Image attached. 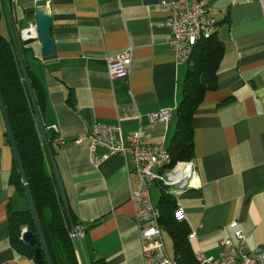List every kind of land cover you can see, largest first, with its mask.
<instances>
[{
  "label": "crops",
  "instance_id": "0c3cea01",
  "mask_svg": "<svg viewBox=\"0 0 264 264\" xmlns=\"http://www.w3.org/2000/svg\"><path fill=\"white\" fill-rule=\"evenodd\" d=\"M160 1L10 0L21 30L35 22L32 11L38 8L52 18L55 54L43 57L36 41L26 63L45 91L40 113L45 128L55 129L47 139L71 216L85 229L80 244L87 264H144L131 200L132 164L114 155L95 165L94 156L106 149L98 146L92 155L87 131L96 123L116 125L125 139L140 132L145 144L170 145L188 63L177 64L167 44ZM206 1L224 56L217 88L206 93L192 119L191 161L199 184L174 197L191 230L193 251L216 257L221 242L235 240L237 231L249 250L264 247V0ZM2 32L11 36L6 16ZM127 49L129 78L112 81L108 61ZM164 109H173L170 122L150 119ZM6 133L0 115V264H36L10 241L12 214L26 211L28 203L13 180L15 157ZM59 138L67 142L63 148L55 145ZM154 188L160 190L158 205L163 187L153 185L151 198Z\"/></svg>",
  "mask_w": 264,
  "mask_h": 264
},
{
  "label": "trees",
  "instance_id": "16d2710c",
  "mask_svg": "<svg viewBox=\"0 0 264 264\" xmlns=\"http://www.w3.org/2000/svg\"><path fill=\"white\" fill-rule=\"evenodd\" d=\"M8 4L10 5V0H8ZM25 18L27 20L32 18L31 11L26 12ZM4 19L3 0H0V93L40 215L51 259L53 264H81L74 240L71 238L70 223L63 207L56 180L46 170L45 151L17 52L11 36L7 37L2 32ZM15 28L19 38L21 29L16 26ZM215 33L210 39L198 42L188 62L182 100L176 112V130L168 146L173 164L180 161H191L194 158L192 119L202 104L206 93L215 90L218 85L217 74L224 56V47L222 42L216 38ZM20 44L29 81L41 111L45 106V91L37 76L26 63V57L31 53L30 45H24L22 42ZM6 135L8 136L7 133ZM13 180L25 197L16 160ZM157 206L160 210L162 234L167 232L172 238L174 258H178L179 264H197L196 253L190 245L191 230L189 225L186 220L176 218L179 206L174 195L162 188ZM72 220L77 226L73 215ZM23 228L30 229L38 240L29 208L26 211L12 214L9 224L10 241L18 253L34 260V250L30 249L22 240L21 231ZM38 247H41L39 241ZM45 264H47L46 261ZM92 264H102V262L94 261Z\"/></svg>",
  "mask_w": 264,
  "mask_h": 264
},
{
  "label": "built area",
  "instance_id": "2783aa9c",
  "mask_svg": "<svg viewBox=\"0 0 264 264\" xmlns=\"http://www.w3.org/2000/svg\"><path fill=\"white\" fill-rule=\"evenodd\" d=\"M164 15L163 27L170 32L168 46L177 64L188 63L195 46L201 40L210 39L217 22L209 15L206 0H161L158 4ZM29 39L38 41L35 22H31L20 31L19 41ZM132 63V50L127 49L108 61V74L112 81L128 80ZM173 109H164L151 115L153 121L170 122ZM89 151L96 155L97 147L103 146L106 152L96 155L93 163L99 165L114 155H121L132 164V177L135 187L131 200L135 207V219L139 229L144 264H179L178 258L169 256L163 240L160 226V210L151 198L150 189L159 185L174 196L195 188L199 183V174L193 161H180L173 164L172 156L163 143L145 144L142 135L137 132L127 139L121 128L116 125L96 123L87 131ZM80 137L78 142H81ZM66 141L59 138L55 145L63 148ZM170 189V191H168ZM178 220H185L180 209L176 213ZM26 228H23L24 232ZM76 233L71 238L84 237L85 229L75 226ZM197 264H264V247L249 250L246 236L242 231L235 233V240H223L218 256L205 257L196 254Z\"/></svg>",
  "mask_w": 264,
  "mask_h": 264
},
{
  "label": "water",
  "instance_id": "95a60500",
  "mask_svg": "<svg viewBox=\"0 0 264 264\" xmlns=\"http://www.w3.org/2000/svg\"><path fill=\"white\" fill-rule=\"evenodd\" d=\"M3 5H4L5 16L7 19L8 26H9L11 38H12V41H13L15 50L17 52L22 71H23V75H24V79H25V82H26V85H27V88L29 91L31 103L34 107L36 122L38 124L39 130L41 133V139H42V141L46 147V151H47L49 161H50V164L52 167L53 176L56 180V184H57L59 194H60V197H61V200L63 203V207H64V210L66 212L68 221L70 223L71 231L73 234H75L76 233L75 225H74L73 220H72L68 199H67V196H66V193L64 190V186H63L60 174H59L57 166H56V162H55L53 153L51 151V148H50V145H49V142L47 139V136H51V135L55 134V129L52 127H49L46 129L44 124H43L41 113H40V110H39L37 102H36L35 94H34L33 88H32L30 81H29L25 60L23 58L22 51H21V44H20L19 38L17 36L16 28L14 26V22H13L12 15L10 12L8 0H3ZM32 13L35 15V19H36L35 22L37 25L38 43H39L41 55L43 57L52 56L56 52L55 42H54L53 38L50 36V30L52 27V18L46 12V10L44 8H38V9L32 11ZM35 42H36V40L29 39V40L24 41L22 43L24 45H30V44H33ZM0 112H1L4 124H5V127H6V132L8 134L11 147L13 149L14 157H15V160L17 162V166H18V169L20 172L21 180L23 183L24 191H25V197H26V200L28 203V208L32 214L34 224L36 227V231H37V235H38V240H37L35 234L30 229L26 228V230L24 232L21 231L22 240L30 247V249L34 250V254H35L34 261L36 264H45V261L47 264H53L52 259H51V255H50V251H49V247H48L46 237L44 234L42 222L40 219V215L38 213L36 203L34 201V198H33V195H32L28 180H27V176H26V173L24 170V166L22 164L21 157H20V154L18 152V148H17L16 142H15V138H14L11 126H10L8 114H7V111L5 109V105H4L1 93H0ZM38 241L41 245L40 248L38 247ZM74 244L76 247L77 254L79 256L80 263L81 264H87L86 260L84 258L83 252H82L80 240L77 237L74 238Z\"/></svg>",
  "mask_w": 264,
  "mask_h": 264
},
{
  "label": "rangeland",
  "instance_id": "374dc122",
  "mask_svg": "<svg viewBox=\"0 0 264 264\" xmlns=\"http://www.w3.org/2000/svg\"><path fill=\"white\" fill-rule=\"evenodd\" d=\"M168 191H170V189H168ZM160 194V190L158 188H154L153 189V202L156 203V196ZM163 237H164V244L166 246L167 252L169 254L170 257H174V250H173V242H172V238L170 237V235L167 232L163 233Z\"/></svg>",
  "mask_w": 264,
  "mask_h": 264
}]
</instances>
